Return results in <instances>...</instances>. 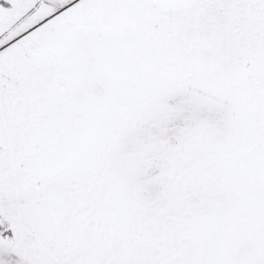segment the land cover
Returning a JSON list of instances; mask_svg holds the SVG:
<instances>
[{
    "label": "snow or ice",
    "instance_id": "obj_1",
    "mask_svg": "<svg viewBox=\"0 0 264 264\" xmlns=\"http://www.w3.org/2000/svg\"><path fill=\"white\" fill-rule=\"evenodd\" d=\"M0 264H264V0H0Z\"/></svg>",
    "mask_w": 264,
    "mask_h": 264
}]
</instances>
